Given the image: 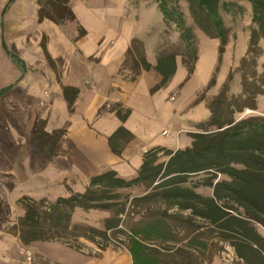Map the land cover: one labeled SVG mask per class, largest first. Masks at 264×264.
<instances>
[{
    "label": "crops",
    "instance_id": "1",
    "mask_svg": "<svg viewBox=\"0 0 264 264\" xmlns=\"http://www.w3.org/2000/svg\"><path fill=\"white\" fill-rule=\"evenodd\" d=\"M84 5L72 6L77 23L57 24L38 19L36 0H0V91L10 87L0 93V202L5 210L22 206L18 204L22 197L54 200L68 196V189L81 193L91 176L107 170L134 178L144 153L154 147L177 149L182 142L189 145L186 130L210 116L206 98L196 99L210 80L213 60L205 65L199 56L189 77L176 62L168 83L152 92L161 80L153 68L156 47L149 53L142 41L152 68L131 74L125 62L132 40L138 37L133 23L119 16L111 20L109 11ZM241 35L248 43V32H241L232 49L235 63L247 50L246 46L242 56L238 53ZM216 44L212 38L210 45ZM259 45L258 63L264 67V40ZM228 47L229 42L221 68ZM224 77L221 70L214 93ZM206 92L209 96L210 89ZM234 92L241 89L235 87ZM255 101L256 108L250 112L264 117V95H257ZM121 109L129 110L124 120L117 114L124 113ZM120 126L133 137L116 154L109 138ZM36 127L48 134L64 133L54 147L45 142L38 146L30 140ZM50 147L51 158L37 154L39 148ZM77 240L78 246L59 240L25 245L17 233L0 230V264H27L19 253L23 248L31 252V264H132L125 247L100 248L85 237Z\"/></svg>",
    "mask_w": 264,
    "mask_h": 264
},
{
    "label": "trees",
    "instance_id": "2",
    "mask_svg": "<svg viewBox=\"0 0 264 264\" xmlns=\"http://www.w3.org/2000/svg\"><path fill=\"white\" fill-rule=\"evenodd\" d=\"M181 0H155L166 26L174 25L178 39L187 58L196 60L197 40L194 30L186 24ZM195 25L211 38L219 40L217 62L205 90L215 85L216 76L227 45V29L222 13L244 14L250 17L247 26V50L236 69L227 74L221 89L207 102L210 116L199 124V130L190 132V143L183 149L169 150L154 147L143 155L137 175L125 179L114 170H107L90 177L81 193L68 189V196L53 201L22 197L18 200L24 212L12 226L24 244L34 241L59 240L70 246L80 237L94 240L105 237L106 231L81 227L71 223L73 212L101 210L113 217L105 220V230L119 229L121 218L128 212L127 203L146 204L145 215L136 221L126 233V245L132 264H204L211 262L219 251V243H227L234 251L233 264H264V117L249 115L238 117L245 109L255 110L257 95L264 89L249 92L247 65L257 74L258 60L262 54L259 45L264 40V0H184ZM38 19L47 18L57 24L75 20L66 0L38 1ZM141 48V52H139ZM166 47L157 49L153 67L160 75V82L151 91L165 86L176 70L178 53ZM143 43L133 39L128 50L132 57V70H149L152 66L145 58ZM136 53V54H135ZM15 58L14 56H12ZM186 57L188 76L194 65ZM18 62V61H17ZM262 77H264V67ZM241 73V92L227 96L234 72ZM264 86V80L261 81ZM10 87L0 93L8 91ZM73 90L65 88V91ZM203 99V98H201ZM200 98L197 101L201 100ZM129 110L117 111L124 120ZM64 130L48 134L35 128L32 144L45 142L54 147ZM132 134L120 126L109 138L111 150L119 154ZM168 159L158 162V152ZM53 148H39L37 154L49 159ZM203 174L197 182L189 176ZM223 176V178H219ZM137 186L142 188L138 196H123L121 190ZM206 187L211 195L198 191ZM5 209L0 202V215ZM187 212V214H185ZM89 234V235H87Z\"/></svg>",
    "mask_w": 264,
    "mask_h": 264
},
{
    "label": "rangeland",
    "instance_id": "3",
    "mask_svg": "<svg viewBox=\"0 0 264 264\" xmlns=\"http://www.w3.org/2000/svg\"><path fill=\"white\" fill-rule=\"evenodd\" d=\"M37 2L39 0H36ZM40 1H48V0H40ZM67 7L73 12L72 6L76 4H85L84 7L90 8L91 10H96V11H109L111 20H116V17L118 18L121 17L123 18L124 22L126 23H133L134 29H136V33L138 34L137 38L141 41H143L146 49L151 52L155 47L156 49H159V47L163 48L166 47L165 49H171L178 53L176 56V62H178L179 65H182L184 68L187 70V66L183 63V59L187 56V54L182 46L180 44V41L178 39V32L176 31V28L174 25L171 26H166L162 19V15L159 12L155 0H114V4L111 3V0H82V2H78L80 0H66ZM180 6L182 11L184 12L185 16V21L186 24L191 26L194 30V33L196 35V40H197V59L198 57L204 63L207 65L210 61L213 60V68L216 66L217 62V48L219 45V40L217 39V46L212 47L210 45V40L212 39L208 35H206L202 30H200L194 23L191 13L189 11V6L188 4L184 1H180ZM100 13V12H99ZM74 14V12H73ZM115 14V15H114ZM99 17L102 16V14H97ZM75 16V15H74ZM88 16H86L87 18ZM222 17L224 20L225 27L227 29V42H229V47H228V54L226 57V63L223 68L220 65L217 76H216V81L219 76V72L222 70V76L224 77V81L227 77V74L236 69L239 65L240 60L236 63L234 62V53L232 54V49L234 48L237 37L240 35L241 32H245L246 28L248 25H250V17L245 16L244 14H226L222 13ZM84 18V17H83ZM82 18V19H83ZM109 21L108 24L110 23H115L116 22ZM67 23H77L76 20H69L63 22V24ZM117 24V23H116ZM76 25V24H75ZM79 27V26H77ZM84 31L79 28V33L82 34ZM156 37V40H155ZM158 37V39H157ZM136 38V39H137ZM237 50L238 53L241 54V56L244 54L246 46H247V37L241 35L239 38ZM144 48V46H143ZM145 50V49H143ZM139 52H141V48H139ZM136 54V53H135ZM157 57V53H156ZM132 57L127 56V60L125 62V65L127 68L130 70L131 69V74H134L135 72L132 70V62H131ZM189 60L188 65H194L195 62L197 61L194 59L187 58ZM222 64V62H221ZM125 66V67H126ZM228 68V70H227ZM127 70V69H126ZM214 70V69H213ZM252 69L250 68L249 65H247L244 74L247 75V89L248 91L254 92L256 88H262L264 89V86H262V80H264V77H262V69L260 66H258L257 69V74L253 76L252 74ZM126 72V71H125ZM188 74V71H187ZM191 73L189 74V76ZM188 76V77H189ZM223 81V82H224ZM236 81V83H235ZM223 83H221L222 86ZM236 85V86H235ZM215 86V85H214ZM214 86L210 88V94L207 96V92L205 89L201 90L197 94V99L201 98H206L207 101H211L212 98L215 97V95L219 92L221 89V86L215 91ZM235 87H239L241 89V73L234 72L233 80L229 86V90L227 92V96L230 97L232 95H236L235 93ZM209 90V89H208ZM196 99V100H197ZM124 111V109H121ZM250 111L251 109H245L242 113H237V118L238 117H246L249 115H256L252 114ZM199 124L200 123H195L193 124V127H190L189 131L186 130V136L189 138V143L190 141V132L197 131L199 130ZM174 132V131H173ZM183 137L179 136V139L181 137L185 138V131L181 133ZM180 135V133H179ZM181 143V142H180ZM188 145H184L183 142L181 143L180 147L177 149H183ZM169 149L170 148H166ZM171 150H176V149H171ZM168 159V156L164 152H158V162H166ZM203 176V174H198L195 176H189L188 181L194 183L199 181V179ZM219 178H223V176H219ZM199 192L205 195H211L212 190L206 187H202L198 189ZM121 193L123 196H138L142 193V188L133 186L131 188H127L124 190H121ZM53 201V200H51ZM127 214L121 218L123 221L122 226H120L119 229H113V230H105V220L111 219L114 214L108 211H101V210H82L77 208L74 213L72 214V220L71 223L74 225H78L81 227H87V228H93L97 231H106L105 237H100V236H94V242L96 245L100 248H105V247H110V248H124L126 245V233L129 230V228L136 222L138 221L142 215L147 214L146 212V204L140 203V204H131V198H129L128 203H127ZM7 209V208H6ZM24 209L20 205H16L13 208H8L5 210L4 213L0 215V230L2 232H7L12 234V226L14 223H16L17 219L23 215ZM187 214V212H185ZM262 234H264V229L260 228L259 229ZM89 235V234H87ZM77 246L79 245L80 241L77 240ZM24 244V243H23ZM26 245V244H25ZM219 245L222 247L223 250L219 251L215 256L212 258L211 262H204V264H233V262L236 260L235 253L233 249L227 244V243H219ZM29 251L27 248H23L20 253L22 257L25 256V252Z\"/></svg>",
    "mask_w": 264,
    "mask_h": 264
},
{
    "label": "built area",
    "instance_id": "4",
    "mask_svg": "<svg viewBox=\"0 0 264 264\" xmlns=\"http://www.w3.org/2000/svg\"><path fill=\"white\" fill-rule=\"evenodd\" d=\"M24 258H25V261L27 262V264H31V261H32V254H31V252L26 251Z\"/></svg>",
    "mask_w": 264,
    "mask_h": 264
}]
</instances>
